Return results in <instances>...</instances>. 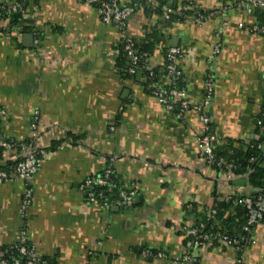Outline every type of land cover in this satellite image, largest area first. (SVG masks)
<instances>
[{"label":"crops","instance_id":"crops-1","mask_svg":"<svg viewBox=\"0 0 264 264\" xmlns=\"http://www.w3.org/2000/svg\"><path fill=\"white\" fill-rule=\"evenodd\" d=\"M27 1L28 20L12 40L10 23L0 13V108L7 113L0 136L12 142L30 138L44 156L31 182H0V247L25 238L54 264H173L170 259L184 253V228L193 223L192 215L228 196L250 194L240 185L245 179L230 178L202 159L199 115L177 118L146 93L139 77L119 74L121 33L104 24L94 7L78 0ZM179 1L199 11L231 8L222 35L220 17L187 21L166 29L164 44L183 53L191 103L208 99L206 81L212 78L204 114L215 143L249 144L264 104V38L237 27L244 21L235 9L238 0ZM156 20L138 13L129 22L131 35L142 37ZM34 32H42L37 45ZM29 35L33 43L26 47ZM159 59L158 52L147 63L156 66ZM10 157L6 153L5 161ZM107 167L135 187V207L102 210L86 204L80 184ZM250 243L241 250L243 263L264 264V222L254 228ZM161 252L171 258H156ZM195 258L192 264L240 260L229 244L203 246Z\"/></svg>","mask_w":264,"mask_h":264},{"label":"built area","instance_id":"built-area-1","mask_svg":"<svg viewBox=\"0 0 264 264\" xmlns=\"http://www.w3.org/2000/svg\"><path fill=\"white\" fill-rule=\"evenodd\" d=\"M81 2V1H80ZM83 5H87L90 7H94L101 18V21L106 25H116L121 33V37L125 39V51L126 56L129 61V72L134 74L141 62V57L136 54L134 51V43L132 41V35L129 29L130 20L137 15L138 13H142L143 8H136L131 6L128 3H120L118 0H82ZM155 7V6H154ZM229 6H221L216 7L212 11L208 13L206 16H198L194 21L196 23H204L209 19L220 17L222 24L221 30L219 34L222 35L224 33V29L229 26L230 18L228 16L230 11ZM235 9L241 12L244 16V21L238 23L237 27L240 30H244L252 35L259 36L264 38V26L261 25L257 17L255 16V12L258 9L264 10V0H238L235 4ZM0 10L5 11L7 14L11 15L13 13H18L22 11V7L19 2L15 0H4L3 3L0 4ZM164 15L151 24L152 27L156 26L157 21H161L162 25H158V29L163 33L166 31V28L163 27L164 24L169 22L171 19V14L173 11L169 7H165L163 9ZM28 13V11H27ZM10 21V19H6ZM28 20V15L25 17L24 21ZM10 23V22H9ZM19 28L11 29V33L7 34V38L10 39L11 34H15ZM145 33V32H144ZM1 35V33H0ZM34 44L39 43L40 33L34 32ZM166 51V58L169 62L166 67V76L160 80L156 84V100L157 102L169 112H174L173 103L176 101L180 102V112L176 114L177 118H182L188 112H194L199 115V119L201 122L202 132L201 137L198 142L199 152L202 157L208 163V165L213 166H222L225 164L224 161H218L214 154V144L216 142V137L210 133V119L207 115L204 114L205 106L209 105V102L212 99L213 93V84L212 78L210 77L206 81L207 95L208 99L204 103H191L187 100L185 95V91L179 90L174 87L176 85V81L182 76V64L181 60L183 58V53L178 48H170L168 49L164 43H162L159 47L158 52L163 53ZM221 52L220 43L214 49V54L219 55ZM167 86L172 87L167 90ZM175 99V100H174ZM174 101V102H173ZM7 116L6 110L0 108V119L5 118ZM36 122L31 127L32 131H35ZM264 130V127L262 128ZM113 130V129H112ZM0 148L6 149L7 153L12 152V160H16L21 158V162L17 166L16 170L10 175L7 176L6 173L0 171V182L6 180H15V181H24L31 182L34 176L37 174L41 167L42 158L44 156V151L39 147L34 146L33 144H22L21 150L16 151L12 149V147L0 136ZM9 161V160H8ZM232 165L228 166V172L230 178H235V175L231 172ZM112 175L114 172L111 168L106 169L104 175L102 177L93 175L89 177L85 181L80 184V190L83 192L85 196H87L86 204L88 205H97L102 210L108 209L113 205H126L131 206L134 203L135 196L137 191L134 186L124 184V187L119 191L118 198L116 201H108V199L104 196V192H92L89 189L91 186L95 185L101 188H106L108 192H111L115 187V183L112 182ZM30 192L28 191L26 194V199L23 202V209H26L29 204ZM227 201H234L235 197L233 195L225 198ZM247 210V222L244 227V231L248 234L252 233V229L259 226L262 222H264V196H250L247 195L245 198L241 200ZM210 217L215 216L216 210L215 208L210 209L209 211ZM184 233L187 236H193L196 238V242L187 243L186 249L184 253L180 257H170L167 253L161 252L158 253L156 258L161 260H169L173 264H192L196 258L195 254L197 249L201 247V239L203 241L208 240H217L226 242L229 245H234L237 250L238 247L237 241H230L229 238L225 235H221L220 233L216 234H206L204 236H198V230L191 225H186L184 228ZM252 240V238H251ZM251 240H249L251 242ZM198 241V242H197ZM14 248L18 251V253L27 258L26 264H48L46 261L42 262L41 257L37 254L36 250L32 245L28 244V241L23 238L20 243L14 245ZM151 254V253H146ZM0 264H10L6 259H4V252L1 251L0 247ZM12 264H21L19 259L14 258ZM236 264H244L243 260L240 259Z\"/></svg>","mask_w":264,"mask_h":264},{"label":"trees","instance_id":"trees-1","mask_svg":"<svg viewBox=\"0 0 264 264\" xmlns=\"http://www.w3.org/2000/svg\"><path fill=\"white\" fill-rule=\"evenodd\" d=\"M15 1L20 3L22 7L21 12L9 15L5 11L0 10L3 19H10L9 22L11 29L21 27L24 23L25 17L28 15L27 11L29 2L27 0ZM78 1L82 2V0ZM128 4L136 8H143L142 13L145 14L148 22H152L157 18L160 19L164 15L163 9L165 7H169L173 11V13L171 14V19L169 20V22L163 25V27H165L166 29H169V27L176 24L185 23L187 21H194L198 18V16H206L210 12L196 10L192 8L194 6L193 4L186 1L180 2L179 0H154V2L153 0H135ZM255 16H259L258 20L261 25L264 26V10H256ZM158 25H162V22L159 20L154 27H152L151 25L146 26L144 28L145 33L142 35V37L132 36L134 51L141 57L139 68L133 76L134 78L139 77L142 80L141 84L146 93L151 94V96H153L154 98H156L155 86L166 76V67L169 64L166 58V51H163V53H161V59H159L160 63L158 65L152 66L150 63H147V60L151 62V60L155 59L158 56L159 47L162 43H165L166 40V36L163 35L160 29H158ZM40 35H42V32H40ZM125 45V39L121 37L118 47L119 55L116 60V69L121 76L126 77L130 76V72ZM174 87L178 88L179 90L185 91L186 80L183 74L176 81V85ZM166 88L167 90H169L172 87L167 86ZM173 106V114L176 115L180 112L181 109L180 102L175 100ZM255 123L256 138L249 144H240L237 146L232 141H229L224 145H218L216 143L214 144V154L216 156V159L218 161H224L225 164L222 166H217L215 164L212 167L217 171L227 173L228 166L232 165L231 172L233 173V175L243 178L247 181V186L249 187L250 193L247 195L258 197L264 196V130L262 129L264 127V104L261 113L256 118ZM209 130L213 135L212 128H210ZM6 142L12 147V149L20 151L22 144H30L31 141L30 138H26L21 142H12L10 140H6ZM57 145L58 144H54L53 147L55 148ZM6 153V149L0 148V171L6 173L7 176H10L21 162V158L5 161ZM106 169H109V167H107ZM106 169L97 173L95 177H102ZM111 169L112 171H114L113 168ZM112 182L115 183L116 187L111 192H108L106 188H101L95 185L91 186L89 189H91L92 192L103 191L104 196L108 199V201H116L119 191L124 187L125 183L121 182V180L118 179L115 172L114 175H112ZM247 195H239V197H235L234 201H217L214 206L216 210L215 216L210 217L208 211H204L202 213L196 212L192 215L193 223L188 225L196 228L198 230L197 235L200 237L206 234L220 233L221 235L227 236L230 241L239 242L238 247L240 248V250L237 251L238 258L241 259L243 255V252H241V250L251 244L249 240H251L252 238V233L248 234L243 230L247 222V210L241 200ZM84 199L86 201L87 196H85ZM128 207L133 208L135 207V205H131ZM110 208L106 210H109ZM253 230L254 228L252 229V232ZM184 236L185 250L187 243H195L196 238H194L193 236H187L186 233H184ZM200 241L202 243L200 248L207 245L212 248L217 247L220 244L227 245L226 242L212 239L208 241H203L201 239ZM200 248H198L197 251ZM1 251L4 252V259H6L10 264L13 263L14 258L19 259L21 264L27 263V258L21 256L14 248V245L8 248H1ZM41 261H46L48 264H54V262L47 257H41Z\"/></svg>","mask_w":264,"mask_h":264},{"label":"water","instance_id":"water-1","mask_svg":"<svg viewBox=\"0 0 264 264\" xmlns=\"http://www.w3.org/2000/svg\"><path fill=\"white\" fill-rule=\"evenodd\" d=\"M27 22V21H26ZM25 46L26 47H31L32 43H33V37L31 35H29L28 37L25 38ZM240 185H242L243 187L247 186V181L246 180H242L240 182Z\"/></svg>","mask_w":264,"mask_h":264},{"label":"rangeland","instance_id":"rangeland-1","mask_svg":"<svg viewBox=\"0 0 264 264\" xmlns=\"http://www.w3.org/2000/svg\"><path fill=\"white\" fill-rule=\"evenodd\" d=\"M11 32H12V31L10 30L9 34H10ZM13 37H15V34H11V35H10V39H9V40H12V39H13Z\"/></svg>","mask_w":264,"mask_h":264}]
</instances>
